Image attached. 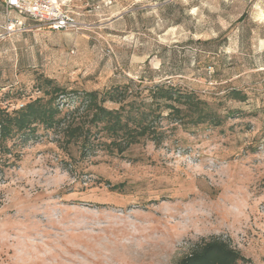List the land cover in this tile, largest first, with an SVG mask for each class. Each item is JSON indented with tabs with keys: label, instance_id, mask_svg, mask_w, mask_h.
<instances>
[{
	"label": "rangeland",
	"instance_id": "rangeland-1",
	"mask_svg": "<svg viewBox=\"0 0 264 264\" xmlns=\"http://www.w3.org/2000/svg\"><path fill=\"white\" fill-rule=\"evenodd\" d=\"M75 7L80 32L21 17L6 34L0 13V108H21L45 78L79 91L143 79L196 92L224 121L122 155L85 156L40 127L0 175V264H175L214 237L239 264H264V0Z\"/></svg>",
	"mask_w": 264,
	"mask_h": 264
},
{
	"label": "trees",
	"instance_id": "trees-1",
	"mask_svg": "<svg viewBox=\"0 0 264 264\" xmlns=\"http://www.w3.org/2000/svg\"><path fill=\"white\" fill-rule=\"evenodd\" d=\"M142 80L139 84L126 81L103 91H79L45 78L41 94L21 108H0V175L11 164L9 156L16 154V147L37 139L40 127L63 133L66 143H78L81 154L88 156L99 150L122 155L143 141L160 146L178 127L223 123L210 102L196 92L172 81L144 87ZM232 93L241 98L239 91ZM241 262L250 261L228 241L214 237L198 243L175 264Z\"/></svg>",
	"mask_w": 264,
	"mask_h": 264
},
{
	"label": "built area",
	"instance_id": "built-area-1",
	"mask_svg": "<svg viewBox=\"0 0 264 264\" xmlns=\"http://www.w3.org/2000/svg\"><path fill=\"white\" fill-rule=\"evenodd\" d=\"M85 0H1L6 17L5 33L10 34L25 26V17L53 31L80 32L87 28V22L81 19L76 4ZM18 13L19 17L13 16Z\"/></svg>",
	"mask_w": 264,
	"mask_h": 264
},
{
	"label": "crops",
	"instance_id": "crops-1",
	"mask_svg": "<svg viewBox=\"0 0 264 264\" xmlns=\"http://www.w3.org/2000/svg\"><path fill=\"white\" fill-rule=\"evenodd\" d=\"M0 13H1L2 17H3L4 23H6V17L4 15V11H3V6L2 5H1ZM12 14H13V16H15V15L17 16L18 15V13H16V12H12Z\"/></svg>",
	"mask_w": 264,
	"mask_h": 264
}]
</instances>
